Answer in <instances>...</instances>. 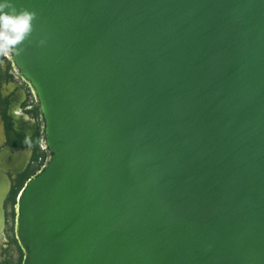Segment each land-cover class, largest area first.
Here are the masks:
<instances>
[{
    "label": "water",
    "instance_id": "1",
    "mask_svg": "<svg viewBox=\"0 0 264 264\" xmlns=\"http://www.w3.org/2000/svg\"><path fill=\"white\" fill-rule=\"evenodd\" d=\"M13 3L46 155L21 264H264V0Z\"/></svg>",
    "mask_w": 264,
    "mask_h": 264
},
{
    "label": "flooded vegetation",
    "instance_id": "2",
    "mask_svg": "<svg viewBox=\"0 0 264 264\" xmlns=\"http://www.w3.org/2000/svg\"><path fill=\"white\" fill-rule=\"evenodd\" d=\"M45 156L36 101L8 59L0 57V158L5 161L0 164V174L9 182L2 205L0 264L17 262L20 248L13 231L16 195Z\"/></svg>",
    "mask_w": 264,
    "mask_h": 264
},
{
    "label": "clouds",
    "instance_id": "3",
    "mask_svg": "<svg viewBox=\"0 0 264 264\" xmlns=\"http://www.w3.org/2000/svg\"><path fill=\"white\" fill-rule=\"evenodd\" d=\"M35 11L18 9L13 0L0 2V57L11 59L22 52L20 45L33 31Z\"/></svg>",
    "mask_w": 264,
    "mask_h": 264
},
{
    "label": "trees",
    "instance_id": "4",
    "mask_svg": "<svg viewBox=\"0 0 264 264\" xmlns=\"http://www.w3.org/2000/svg\"><path fill=\"white\" fill-rule=\"evenodd\" d=\"M44 162V161H43ZM42 165V164H41ZM40 165V166H41ZM19 250V249H18ZM20 262H21V252H20V250H19V257H18V259H17V262H16V264H20Z\"/></svg>",
    "mask_w": 264,
    "mask_h": 264
}]
</instances>
